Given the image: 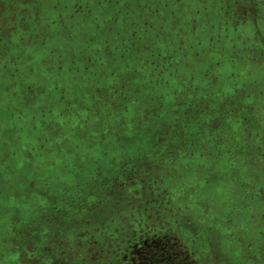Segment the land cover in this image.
<instances>
[{
	"label": "rangeland",
	"instance_id": "obj_1",
	"mask_svg": "<svg viewBox=\"0 0 264 264\" xmlns=\"http://www.w3.org/2000/svg\"><path fill=\"white\" fill-rule=\"evenodd\" d=\"M165 238L264 264V0H0V264Z\"/></svg>",
	"mask_w": 264,
	"mask_h": 264
},
{
	"label": "trees",
	"instance_id": "obj_2",
	"mask_svg": "<svg viewBox=\"0 0 264 264\" xmlns=\"http://www.w3.org/2000/svg\"><path fill=\"white\" fill-rule=\"evenodd\" d=\"M180 248L175 244L170 246L167 239H164L158 248L153 249L154 253L145 255L140 264H195L188 257L183 259L182 253L178 252Z\"/></svg>",
	"mask_w": 264,
	"mask_h": 264
},
{
	"label": "flooded vegetation",
	"instance_id": "obj_3",
	"mask_svg": "<svg viewBox=\"0 0 264 264\" xmlns=\"http://www.w3.org/2000/svg\"><path fill=\"white\" fill-rule=\"evenodd\" d=\"M165 239H167V238H165ZM164 240V239H163ZM163 240H161V242L163 241ZM167 241L168 242H171V240L169 241V239H167ZM161 242H159V243H157V244H153L152 246H151V250H152V252H150V253H146L147 255H149V254H151V253H154V251H153V249L155 248H158V246H160L161 245ZM145 254V255H146ZM145 255L139 260V264H140V262H141V260H143V259H145Z\"/></svg>",
	"mask_w": 264,
	"mask_h": 264
},
{
	"label": "crops",
	"instance_id": "obj_4",
	"mask_svg": "<svg viewBox=\"0 0 264 264\" xmlns=\"http://www.w3.org/2000/svg\"><path fill=\"white\" fill-rule=\"evenodd\" d=\"M221 11L223 12L224 10H223V9H221ZM225 11H226V12H225L226 14H228V13H229V15H228V16H230V15H231V12H230L231 10H230V9H229V10H227V9H226ZM222 14H223V13H222ZM223 15H224V14H223Z\"/></svg>",
	"mask_w": 264,
	"mask_h": 264
}]
</instances>
